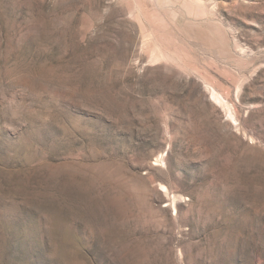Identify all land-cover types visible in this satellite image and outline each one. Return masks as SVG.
<instances>
[{
  "label": "rangeland",
  "instance_id": "1",
  "mask_svg": "<svg viewBox=\"0 0 264 264\" xmlns=\"http://www.w3.org/2000/svg\"><path fill=\"white\" fill-rule=\"evenodd\" d=\"M0 264H264V0H0Z\"/></svg>",
  "mask_w": 264,
  "mask_h": 264
}]
</instances>
